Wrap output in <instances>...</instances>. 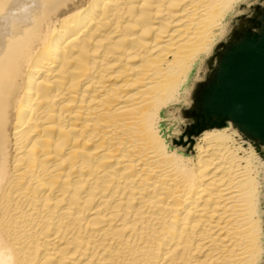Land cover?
<instances>
[{
    "label": "bare ground",
    "instance_id": "bare-ground-1",
    "mask_svg": "<svg viewBox=\"0 0 264 264\" xmlns=\"http://www.w3.org/2000/svg\"><path fill=\"white\" fill-rule=\"evenodd\" d=\"M246 4L0 0V264L262 263L263 151L169 123Z\"/></svg>",
    "mask_w": 264,
    "mask_h": 264
},
{
    "label": "water",
    "instance_id": "water-1",
    "mask_svg": "<svg viewBox=\"0 0 264 264\" xmlns=\"http://www.w3.org/2000/svg\"><path fill=\"white\" fill-rule=\"evenodd\" d=\"M248 22L201 87L195 116L201 129L232 123L264 155V5Z\"/></svg>",
    "mask_w": 264,
    "mask_h": 264
},
{
    "label": "rangeland",
    "instance_id": "rangeland-1",
    "mask_svg": "<svg viewBox=\"0 0 264 264\" xmlns=\"http://www.w3.org/2000/svg\"><path fill=\"white\" fill-rule=\"evenodd\" d=\"M263 5H264V0H248V4H246V6H244V8L241 9V11L244 13L245 19L236 18L233 21L232 26L235 30V33L229 39L222 41L221 44L216 48L215 54L212 56V58L208 60V63L210 64L209 65L210 70L209 73L206 75V78H204L201 81H193V83H196L197 86L195 87V91L192 94V100L191 101L188 100L180 106V108L182 109L181 112L174 111L169 115V119H170L169 123L176 130V133L174 132L172 134V140H175L176 143L179 144L178 146H182L183 148L188 149L190 153L194 152L193 154H196V150L194 149V146L198 142L197 139H199L200 136L199 135L200 129L198 127L200 125H198L197 123L198 120H196L197 117L195 116L196 115L195 113L197 112L199 91L201 87L204 86L208 82V80L212 77L217 67L219 57L224 51L225 46L236 41V37L242 34L245 31V29L248 28V26L250 25L248 21L250 19L257 18L258 10L262 8ZM228 124H230V122ZM196 127L198 128L196 129ZM261 195L262 198H261L260 208L261 211L263 212V219H264V173H263V186H262ZM263 227H264V222H263ZM261 264H264V257Z\"/></svg>",
    "mask_w": 264,
    "mask_h": 264
}]
</instances>
